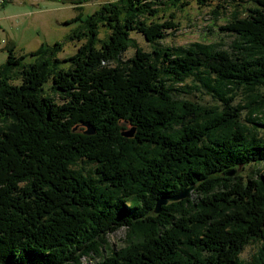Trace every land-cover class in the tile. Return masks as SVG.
I'll return each instance as SVG.
<instances>
[{"label":"trees","instance_id":"obj_1","mask_svg":"<svg viewBox=\"0 0 264 264\" xmlns=\"http://www.w3.org/2000/svg\"><path fill=\"white\" fill-rule=\"evenodd\" d=\"M208 1H105L71 32L81 44L65 58L58 42L41 44L30 63L8 47L0 264H80L94 254L96 264H264V166L251 167L264 161V0H221L231 17L219 29L236 38L234 50L158 42L177 28L172 7ZM190 186L194 197L153 213ZM122 227L126 244L114 250L105 237ZM246 244L255 250L241 259Z\"/></svg>","mask_w":264,"mask_h":264},{"label":"rangeland","instance_id":"obj_2","mask_svg":"<svg viewBox=\"0 0 264 264\" xmlns=\"http://www.w3.org/2000/svg\"><path fill=\"white\" fill-rule=\"evenodd\" d=\"M112 2L114 0H86L80 7H74L72 0H0V64L7 59L8 47H14V54L24 55V63L32 62V53L41 44L52 45L58 42L62 45L59 58L69 57L74 54L77 46L81 44L74 39H68L75 27L81 25V21L91 11L96 10L103 2ZM5 2V3H4ZM249 5L251 3L247 2ZM221 4L223 8H217L214 5ZM246 5L245 6H249ZM236 9V8H235ZM237 10V9H236ZM231 8L227 7L221 0H210L206 5H196L190 2L184 8H171L170 12L174 13V22H177L176 30L170 35L165 36L158 42L160 45L184 46L192 42L201 41L203 43H215L217 49H233V41L236 39L229 32L221 31L219 27L230 19ZM215 12L220 15L216 17ZM79 15L80 20L67 23L68 20L74 19ZM106 29L98 26V37L105 35ZM137 46L149 51L150 45L141 36V34L130 32ZM133 54L132 48H128L121 55V60H125ZM197 96L202 97L204 103H209L211 97L202 96L198 92ZM237 100V98H236ZM235 100V102H236ZM239 100V97H238ZM121 131L130 129L126 123ZM251 165V164H250ZM84 167L86 170H92V165L78 163V167ZM262 163L251 165L252 168H261ZM190 197H194V192H190ZM127 231L124 227L109 232L106 235V244L116 250L126 244ZM255 250L253 244H246L240 253L241 259H248L249 255ZM101 255L105 250H100ZM101 260L96 254L93 256H81L80 264H96Z\"/></svg>","mask_w":264,"mask_h":264},{"label":"water","instance_id":"obj_3","mask_svg":"<svg viewBox=\"0 0 264 264\" xmlns=\"http://www.w3.org/2000/svg\"><path fill=\"white\" fill-rule=\"evenodd\" d=\"M133 131L134 130L126 131L125 133H123L121 135L122 136H129L130 137L132 135ZM84 134L91 135V134H93V131L91 129H89V130L86 129L84 131ZM234 173H235V169H229V170L223 172L222 174H223L224 177H231V176L234 175ZM192 188H194V187L193 186H190V187L186 188L185 190L180 191L178 193V195H176L174 197H171V198L165 197V198L158 199L155 202L154 206H153V213L158 214V212L160 211V207L162 205H164L167 202V200L168 201H178L179 199L185 198L187 196V194L192 190Z\"/></svg>","mask_w":264,"mask_h":264}]
</instances>
